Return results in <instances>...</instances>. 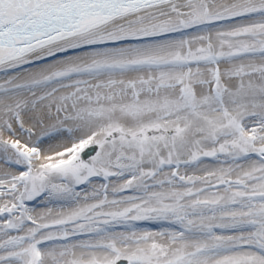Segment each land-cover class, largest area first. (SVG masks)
<instances>
[{"label": "snow or ice", "instance_id": "snow-or-ice-1", "mask_svg": "<svg viewBox=\"0 0 264 264\" xmlns=\"http://www.w3.org/2000/svg\"><path fill=\"white\" fill-rule=\"evenodd\" d=\"M0 264H264V0H0Z\"/></svg>", "mask_w": 264, "mask_h": 264}]
</instances>
